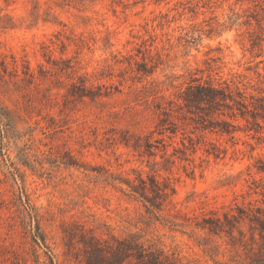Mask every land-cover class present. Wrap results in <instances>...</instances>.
<instances>
[{"label": "rangeland", "instance_id": "rangeland-1", "mask_svg": "<svg viewBox=\"0 0 264 264\" xmlns=\"http://www.w3.org/2000/svg\"><path fill=\"white\" fill-rule=\"evenodd\" d=\"M260 103L264 0H0V264H264Z\"/></svg>", "mask_w": 264, "mask_h": 264}, {"label": "trees", "instance_id": "trees-1", "mask_svg": "<svg viewBox=\"0 0 264 264\" xmlns=\"http://www.w3.org/2000/svg\"><path fill=\"white\" fill-rule=\"evenodd\" d=\"M218 91L219 89H215L211 87H199V92L196 96L200 100L211 101V100H215V97L217 96L216 93ZM260 106L264 109L263 103H260ZM134 188H135L134 186H131L130 190L133 192H137V190ZM159 194L164 195V193H159ZM150 204L154 205V203L152 202H150ZM130 246L131 245H129L128 242L121 241L120 249L121 251L127 253L128 257H134L138 264H175L168 261L160 253L154 251H147V249L139 243H136L134 247H130Z\"/></svg>", "mask_w": 264, "mask_h": 264}]
</instances>
